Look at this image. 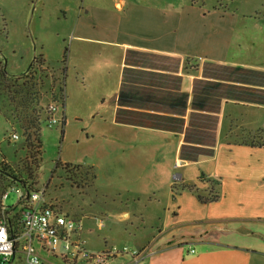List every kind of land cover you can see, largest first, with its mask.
<instances>
[{
  "label": "crops",
  "instance_id": "obj_1",
  "mask_svg": "<svg viewBox=\"0 0 264 264\" xmlns=\"http://www.w3.org/2000/svg\"><path fill=\"white\" fill-rule=\"evenodd\" d=\"M48 1H15L21 43L20 52L12 49V54L25 59L28 67L37 55L48 62L43 39H53L58 53L64 43L74 45L69 58L74 55L79 68L87 65L81 72L83 84L95 79L103 88L117 74L113 79L119 88L110 125L122 130L121 135L129 134L124 147L132 154L143 148L153 150L163 174L169 175L173 167L180 172L178 185L166 181L169 195H146L143 203L139 197L145 195L131 196L136 201L129 209V223L119 229L132 242L129 248L147 252L139 264H264V147L243 144L264 129V104L245 101L255 94L264 96V82L246 71L264 72V61L251 65L241 58L258 43L244 33L253 27L238 17L203 13L189 0H76L72 12L68 0H50L53 6L46 10ZM86 6L97 11L92 19ZM8 9L5 0H0V32L5 39V45L0 43V60L5 70L1 50L10 42L13 23ZM232 67L244 72L231 77L228 70ZM124 68L136 77L129 82L131 99L125 108L129 124L116 120ZM196 85L207 89L195 91ZM180 93L187 94L181 116L176 112ZM214 117L213 156H200L195 162L181 160L182 145L207 147L210 140L205 134ZM176 118L183 119L181 130L175 129ZM186 134L190 139H185ZM181 185H192L202 197L217 199L203 203L196 193L181 190ZM95 186L103 195H120ZM93 226L97 225L85 222V244L86 237L96 235Z\"/></svg>",
  "mask_w": 264,
  "mask_h": 264
},
{
  "label": "rangeland",
  "instance_id": "obj_2",
  "mask_svg": "<svg viewBox=\"0 0 264 264\" xmlns=\"http://www.w3.org/2000/svg\"><path fill=\"white\" fill-rule=\"evenodd\" d=\"M15 1L17 0H5L6 5L9 6L8 17L13 23L9 25L8 38L10 42L6 49L1 51L5 56L4 62L6 61L5 64H7L6 72L19 76L26 71L28 63L26 64L25 59L22 60L21 56L12 54L13 50L16 53L20 52L18 45L21 43L17 30L19 23ZM68 1L71 6L70 12H72V6H75L76 0ZM189 1L197 4L198 9L203 13L224 15L231 19L238 17L243 20L245 26L253 27L247 28L251 30L244 33L252 35V38L258 43L241 58L243 57L245 62L251 65L264 61V0ZM48 2L49 4L44 5L47 7L46 10L53 6L50 0ZM86 9L89 11L87 15H90L91 19L92 15L97 14L93 8L86 6ZM94 22L97 25L101 23L97 20ZM255 22L257 23L255 24ZM255 26L257 28H254ZM68 27L72 32L73 23ZM80 32H85V30L81 28ZM43 40L47 45L49 61L46 62L54 66L55 69L48 68L46 72L42 73L44 74L42 80L45 84L42 90L45 93L50 81L60 77L62 92L56 87L51 96L43 95L41 101L42 107L45 109L42 115L43 117L47 116V106L57 104L59 110L56 117L60 120V124L49 127L46 120L41 124L42 160L33 190L42 192L43 203L57 213L80 219L84 225L86 221H90L94 225H97L99 221L102 222V227L93 226L91 228L95 230L96 235L86 237L85 246L88 250L104 249L114 244L120 245V243L132 247L129 237L119 229L129 223V209L136 201H133L131 196L145 195L139 197L140 203H143L148 197L146 195H169L170 188L165 186L166 181L169 179L178 185L177 175L180 172L173 167L169 175L163 174L162 169L153 158L155 153L153 150L143 148L142 151L139 150L132 154L129 147H124L126 143H129V134L121 135L122 130L110 125V117L114 113L111 109L113 99L119 88V83L113 79L114 77L118 78L117 74L103 88L95 83V79L88 80L84 84L91 85L84 87L81 81V72L87 69V65L79 68L80 61L74 55H70V58L68 55L70 48L74 50V45L64 43L62 52L58 53L60 50L54 46L56 43L53 42V39ZM0 43L5 45L4 35L1 32ZM65 49L67 53L63 54ZM234 52H231V56ZM94 55L93 53L92 56ZM97 56L99 57V55ZM92 58L95 59V57ZM63 59H66L64 76L59 74V69L63 67V64L59 62ZM0 62L2 61L0 60ZM2 93L3 91L1 92L0 89V107L9 109L8 99ZM102 99L104 100L103 104ZM109 107L110 111H108ZM13 132L19 136L18 140H11L10 136ZM23 142L19 128L14 123L6 122L0 114V167L5 165L19 173L25 169V165L29 164L30 160L26 150L23 149ZM57 162H59L58 167H56ZM91 166L94 170L90 169ZM163 171L165 170L163 169ZM93 174H96L95 181L92 177ZM95 185L101 186L105 192L114 191L120 195H103ZM11 188L16 189L19 186L10 184L9 180L0 173V198L1 193L7 191L8 197L3 201V205L8 209H13L16 213L22 205L18 203V196ZM123 213L125 215H122ZM132 213L135 214L134 211ZM113 214L120 215L115 217ZM117 218L122 222L118 223ZM108 229L113 232L108 233ZM103 238L107 239L108 245L105 246ZM39 249L40 255L47 258L52 264H63L60 258L48 256L46 251L40 247ZM60 251L61 242L58 244L56 252ZM0 264L2 263L0 262ZM13 264H22L19 255L15 257Z\"/></svg>",
  "mask_w": 264,
  "mask_h": 264
},
{
  "label": "trees",
  "instance_id": "obj_3",
  "mask_svg": "<svg viewBox=\"0 0 264 264\" xmlns=\"http://www.w3.org/2000/svg\"><path fill=\"white\" fill-rule=\"evenodd\" d=\"M66 53V49H65ZM129 50L126 53V58H129ZM64 59L59 63L64 64ZM48 68H54L46 63L42 55H37L34 57L32 64L28 67V69L20 74L19 76L10 75L6 72L3 62H0V89L1 92L3 91V96L7 97L9 102V109H2L0 107V114L4 117L5 121L11 123L19 128L23 137V149L26 150L28 159L30 160L29 164L25 165V169L22 172H17L11 170L8 166L2 165L0 167V173L2 176L9 180L10 184H14L19 186L25 193L30 194L33 192V185H35L38 170L41 164V139H40V127L44 120H46L47 116L43 117L42 113L45 109L42 107L41 98L44 94L51 96L53 94L54 89L57 87L62 92L61 80L59 78H53L50 81L49 86L47 87L48 90L43 92V87L45 86L44 81L42 80V76ZM59 74L64 76L65 67H61L59 69ZM229 75L232 77L234 74L239 75L244 72V69L232 67L229 68ZM248 71L249 74H252L255 79H260L264 82V72H255V71ZM133 78L129 74V69L124 68L123 75H122V83L120 90L118 92L116 98V120L118 123L129 124V111L125 108L129 107V90L131 93V89H129V82ZM198 85V84H197ZM195 86L196 89L200 91H205L207 88H199V86ZM202 87V86H201ZM231 98L232 95H231ZM240 98H243L240 95ZM176 100L178 104H176V112L178 115L181 116L185 112V106L187 104V94L180 93L176 95ZM245 101L248 102H256L260 104H264V96H255L253 99L250 96L245 97ZM2 104V102H1ZM2 106H4L2 104ZM137 106H147L139 104ZM154 107V105H151ZM217 106L213 108L216 109ZM157 116V115H155ZM175 129L181 130L183 119L176 118L175 119ZM215 123L216 118L212 122H209V130L205 134V138L210 140V143L207 147L197 148L187 145H182L180 150V158L183 161L187 162H195L200 156H204L210 158L214 154V146H215ZM190 139L187 134L185 135V139ZM186 142V141H185ZM243 144L253 146V147H264V129L257 131L252 137H249V141H244ZM65 166L67 164H64ZM59 166V162L56 163V167ZM91 170L92 167L90 168ZM93 180L95 179V175L93 174ZM181 190H187L188 192L196 193V190L192 185H181ZM4 192L1 193V195ZM197 194V193H196ZM197 198L199 201L206 203V202H214L217 198L206 199L202 197L200 194H197ZM1 202V201H0ZM23 206V200H19L18 202ZM15 210V209H14ZM13 211V209H10ZM19 220L20 215L19 211L14 212L11 219V227L12 231L15 233L19 229Z\"/></svg>",
  "mask_w": 264,
  "mask_h": 264
},
{
  "label": "built area",
  "instance_id": "obj_4",
  "mask_svg": "<svg viewBox=\"0 0 264 264\" xmlns=\"http://www.w3.org/2000/svg\"><path fill=\"white\" fill-rule=\"evenodd\" d=\"M57 104H50L46 108L47 125H59L56 114ZM11 140H18L19 136L13 132ZM23 200L19 210L20 220L17 232L12 231L11 219L14 211L3 205L8 192L0 198V262L13 264L17 255L22 264H52L47 258L40 255L39 247L46 251L48 256L60 258L63 264H139L146 257L145 250L131 249L126 245H111L99 251H90L82 239L84 223L67 215L55 212L46 206L42 200V192L26 193L21 188H11ZM98 227H102L99 221ZM61 242V251L56 252ZM193 252V251H192Z\"/></svg>",
  "mask_w": 264,
  "mask_h": 264
},
{
  "label": "water",
  "instance_id": "obj_5",
  "mask_svg": "<svg viewBox=\"0 0 264 264\" xmlns=\"http://www.w3.org/2000/svg\"><path fill=\"white\" fill-rule=\"evenodd\" d=\"M26 195H28V193H26Z\"/></svg>",
  "mask_w": 264,
  "mask_h": 264
},
{
  "label": "clouds",
  "instance_id": "obj_6",
  "mask_svg": "<svg viewBox=\"0 0 264 264\" xmlns=\"http://www.w3.org/2000/svg\"><path fill=\"white\" fill-rule=\"evenodd\" d=\"M0 234H2V233H0Z\"/></svg>",
  "mask_w": 264,
  "mask_h": 264
},
{
  "label": "snow or ice",
  "instance_id": "obj_7",
  "mask_svg": "<svg viewBox=\"0 0 264 264\" xmlns=\"http://www.w3.org/2000/svg\"><path fill=\"white\" fill-rule=\"evenodd\" d=\"M0 235H2V234H0Z\"/></svg>",
  "mask_w": 264,
  "mask_h": 264
}]
</instances>
